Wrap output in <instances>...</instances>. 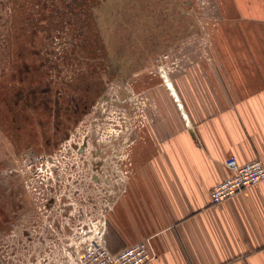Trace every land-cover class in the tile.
Returning <instances> with one entry per match:
<instances>
[{
    "label": "rangeland",
    "instance_id": "rangeland-1",
    "mask_svg": "<svg viewBox=\"0 0 264 264\" xmlns=\"http://www.w3.org/2000/svg\"><path fill=\"white\" fill-rule=\"evenodd\" d=\"M231 11L230 0H0V264H74L131 175L153 85L203 63Z\"/></svg>",
    "mask_w": 264,
    "mask_h": 264
},
{
    "label": "crops",
    "instance_id": "crops-1",
    "mask_svg": "<svg viewBox=\"0 0 264 264\" xmlns=\"http://www.w3.org/2000/svg\"><path fill=\"white\" fill-rule=\"evenodd\" d=\"M230 3L207 59L150 90L145 139L105 215L110 252L145 241L154 264H264V180L210 201L229 156L264 166V0Z\"/></svg>",
    "mask_w": 264,
    "mask_h": 264
},
{
    "label": "built area",
    "instance_id": "built-area-1",
    "mask_svg": "<svg viewBox=\"0 0 264 264\" xmlns=\"http://www.w3.org/2000/svg\"><path fill=\"white\" fill-rule=\"evenodd\" d=\"M168 58V54L162 56ZM225 166L230 174L214 184L210 189L212 204L222 202L234 196L241 190L264 180V166L259 158H253L238 163L232 155L226 158ZM103 223L84 239L86 246L77 252L74 264H154V254L145 241H138L123 247L116 252H110L103 238Z\"/></svg>",
    "mask_w": 264,
    "mask_h": 264
},
{
    "label": "trees",
    "instance_id": "trees-1",
    "mask_svg": "<svg viewBox=\"0 0 264 264\" xmlns=\"http://www.w3.org/2000/svg\"><path fill=\"white\" fill-rule=\"evenodd\" d=\"M45 7V6H44ZM44 7H41V12L44 14V10H43V8ZM42 16V15H41ZM51 19H50V23H51V29H57L58 27H57V25L58 24H60L61 23V19L59 20L58 18H56L55 19V16L54 15H52L51 17H50ZM57 20H58V23H57V25H56V22H57ZM67 24H68V22H71L70 20H66L65 21ZM59 26V25H58ZM76 27H77V25H76ZM36 35L35 34H29L28 36H27V38H26V40L25 41H28V40H31V41H33L32 40V38H34ZM28 39V40H27ZM67 53H70V54H72V53H74V48H66V50H65Z\"/></svg>",
    "mask_w": 264,
    "mask_h": 264
}]
</instances>
